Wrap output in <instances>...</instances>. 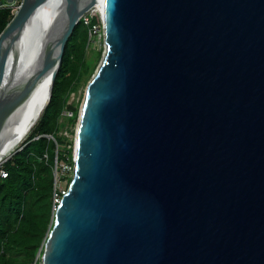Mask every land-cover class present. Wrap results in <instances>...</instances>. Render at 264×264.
Here are the masks:
<instances>
[{
	"label": "water",
	"instance_id": "water-1",
	"mask_svg": "<svg viewBox=\"0 0 264 264\" xmlns=\"http://www.w3.org/2000/svg\"><path fill=\"white\" fill-rule=\"evenodd\" d=\"M46 1L0 32V158L14 48ZM93 1L103 51L38 263L264 264V0H57L48 99Z\"/></svg>",
	"mask_w": 264,
	"mask_h": 264
},
{
	"label": "trees",
	"instance_id": "trees-1",
	"mask_svg": "<svg viewBox=\"0 0 264 264\" xmlns=\"http://www.w3.org/2000/svg\"><path fill=\"white\" fill-rule=\"evenodd\" d=\"M11 17L8 8L0 9V32ZM95 21L97 18L92 17L88 24L81 18L75 22L66 39L47 104L8 158L0 163L4 172L0 176V264H39V256L35 254L39 247L42 249L53 211L52 166L55 159L65 155L72 165L69 148L64 149L66 153L55 151V145L62 141L56 135L58 118L68 94L93 66L91 61L88 65L84 61V41ZM95 55H99V50ZM68 107L72 123L75 108Z\"/></svg>",
	"mask_w": 264,
	"mask_h": 264
},
{
	"label": "bare ground",
	"instance_id": "bare-ground-1",
	"mask_svg": "<svg viewBox=\"0 0 264 264\" xmlns=\"http://www.w3.org/2000/svg\"><path fill=\"white\" fill-rule=\"evenodd\" d=\"M92 3L91 8L97 11L96 3L94 1ZM57 5V0H47L42 7L30 14L20 31L14 48L16 55L15 77L12 84L14 98L7 120L5 150L8 146L7 139L13 113L17 112L18 119L10 129L11 133L16 134L23 127H32L48 102V82L51 74L48 60L54 48L58 28ZM15 93L18 95V102ZM29 130L28 128L25 134Z\"/></svg>",
	"mask_w": 264,
	"mask_h": 264
},
{
	"label": "rangeland",
	"instance_id": "rangeland-1",
	"mask_svg": "<svg viewBox=\"0 0 264 264\" xmlns=\"http://www.w3.org/2000/svg\"><path fill=\"white\" fill-rule=\"evenodd\" d=\"M92 17L93 18L96 17L97 21H95L94 24L90 25L88 35L86 37V40L84 41V45H85L84 61L86 62V65H88L89 62L91 61V65L93 64V66L91 67V69H89L88 75L87 76L83 75L81 79L77 82L73 91H71L68 94V98L66 100L65 106L62 108L60 116L58 118L59 125L57 128L56 135H59L62 138V141L61 143H58V145H55V151L57 149L58 152L66 153V150L64 149L69 148L71 162H72V155H73V140H74V130H75V125H76V118H77V113L79 110L80 102L82 100L83 91H84L87 81L89 80L90 76L94 72L98 64V61L100 59V56L102 54V51H103L101 25H100L97 11L92 9L91 5L89 6L88 4H85L82 11L77 16L78 19L81 18L83 22L86 24L89 23ZM85 19L86 20L88 19V22H86ZM98 50H99V55L96 57L95 54ZM15 95H16V102H18V95L16 93ZM69 105L71 108H75V119L72 123H70V120H69V116L72 113V111L68 107ZM17 115H18L17 112H15V114L13 113L11 117L9 134H8V139H7L8 146L0 158V163L4 161L6 158H8V156L11 154L16 144H18V142L23 138L27 129L31 128V126L27 128L23 127L21 130H24V131L20 130L16 134L11 133L10 128L15 123V121L18 119ZM52 175H53V183H52V194H51V201H52L51 209H53V206L56 203V198L58 197L57 195L55 196V194L61 193L62 191L66 189L67 183L69 182L70 177L72 175V165L68 163L66 155L64 156V158L54 160V164L52 166ZM39 249L41 248L39 247L36 253H39ZM37 256L38 255H36L35 257Z\"/></svg>",
	"mask_w": 264,
	"mask_h": 264
},
{
	"label": "built area",
	"instance_id": "built-area-1",
	"mask_svg": "<svg viewBox=\"0 0 264 264\" xmlns=\"http://www.w3.org/2000/svg\"><path fill=\"white\" fill-rule=\"evenodd\" d=\"M18 3H19V0H10V1L0 0V9L1 8H8L10 13L13 14L14 11L16 10L17 6H18ZM85 21L88 22V19L87 20L85 19ZM3 174H4V172L2 170H0V176H2ZM63 192L64 191H62L61 193H63ZM61 193H60V195H61ZM55 196H56V194H55ZM57 196L58 197L56 198V202L58 201V199L60 197L59 194H57ZM54 206H53V208H54Z\"/></svg>",
	"mask_w": 264,
	"mask_h": 264
}]
</instances>
